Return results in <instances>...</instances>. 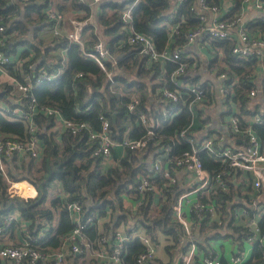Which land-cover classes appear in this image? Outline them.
Instances as JSON below:
<instances>
[{"label":"trees","instance_id":"16d2710c","mask_svg":"<svg viewBox=\"0 0 264 264\" xmlns=\"http://www.w3.org/2000/svg\"><path fill=\"white\" fill-rule=\"evenodd\" d=\"M100 1L98 13L95 15L97 33L94 31V24L83 27V49L89 50L98 40L104 42L116 61L106 66V70L112 73L113 81L109 80L105 70L84 56L81 46L70 40L66 33L55 35L52 32L49 36L40 34L46 27L53 30L54 22L48 20L44 13L48 3H54L61 13L80 7L85 12L81 19L89 17L92 11L90 6L79 0H58L56 3L54 0H0V24L4 25L6 35L3 49L7 50L8 45H25L19 59L21 64L18 67L14 64L8 66L9 73L19 82L30 75L36 83L41 69L49 74H55L62 69V73L55 78L39 82L31 91L36 101L33 123L41 142L39 156H23L19 160L14 155L8 164L11 177L30 180L36 186L38 196L28 200L16 195L7 196L6 183L0 176V226L5 227L4 217L7 213L16 211L29 221L32 245L41 251L59 249L63 245V237L73 226L63 204L78 200L85 214L96 211L98 219L84 231L90 246L88 253L84 256L68 253L66 261L71 260V264H103L95 253L99 242L106 236L110 242L109 235L123 226L144 232L156 244L159 243V236L166 240L163 247L169 254L168 259L163 261L157 258L154 264H183L180 256L185 252V245L180 243V239L186 235L182 225L175 219L172 207L183 189L169 191V187H164L158 202L152 193H147L136 208L132 207V203L126 205V201H135L138 198L135 185L139 174L145 173L149 159L161 154L159 148L171 147L163 160L164 165L190 149V145L179 138L178 134L191 122L192 114L187 105L183 104L187 98L185 95L175 103L164 98L159 91L164 85L173 88L168 82L173 64L149 63L137 45L125 43L126 31L122 26V12L130 8L134 30L151 36L161 49L167 43L184 44V33L199 23L197 12L192 9L196 0ZM220 1L207 0V3L212 5ZM240 1L237 0L235 10H238ZM175 26L178 32L172 33ZM251 28L264 34V20H258ZM208 44L210 50L223 55L220 61L211 64L213 69L217 73L225 72L230 78H238L232 88L235 106L231 108V112L239 122L240 132L236 136L244 140L242 133L251 118L264 108L261 98L252 99L248 94L255 83L256 75L250 74L257 68V59L234 55L230 40L213 38L209 39ZM79 72L82 73L81 76L77 75ZM261 87L264 89V77ZM12 89L7 82L0 83V92H4L0 95V102H4L2 104L11 109L9 119L10 112L0 107V134L23 140L28 136L27 122L13 119L12 110L17 107L27 109L29 99L24 94H13ZM133 97H137L139 101L129 111L127 104ZM211 97L208 90L204 102L211 101ZM41 107L53 108L65 119L87 121L96 130L99 128L98 116L103 113L109 120L110 136L114 141H120L126 130L130 138H139L146 134L147 126L138 119L137 112L152 113L157 119V126L153 130L148 148L131 150L124 147L121 154L113 149L116 165L103 168L101 157L93 154L97 144L95 140H89L85 132L78 136L66 131L60 133L55 116L45 115ZM168 108L170 112L164 113ZM194 130L196 131L195 128ZM253 130L260 138L264 151V124L253 125ZM200 157L204 167L210 171L221 169V163L215 161L212 155L201 153ZM244 179L248 184L251 182L253 188L251 176ZM156 181L160 185L165 179L159 177ZM228 184L231 186L229 193L217 195L219 206L216 216L211 220L209 217L202 218L193 232L197 249L205 254L212 250L214 240L226 239L237 243L235 253H244L242 244L248 229L236 224L233 207L237 202L234 203L232 197L236 186L232 181ZM130 185L133 187L130 188ZM244 197L247 198L248 194ZM232 199L234 204L231 205ZM252 217L253 211H250V218ZM258 225L259 230L264 231V216H261ZM13 226L14 223L8 224L6 229ZM41 228L45 232L39 237ZM253 231L254 235L258 233V229ZM253 247V255L243 264L261 260V245L254 242ZM143 249L138 237L129 240L123 259L125 264H135L137 254ZM65 259L62 264L66 263ZM2 264L15 263L5 261ZM193 264H199L198 256H195Z\"/></svg>","mask_w":264,"mask_h":264},{"label":"built area","instance_id":"2783aa9c","mask_svg":"<svg viewBox=\"0 0 264 264\" xmlns=\"http://www.w3.org/2000/svg\"><path fill=\"white\" fill-rule=\"evenodd\" d=\"M82 2L83 0H79ZM100 0H93L99 2ZM137 1V0H135ZM244 3H251L254 7L264 12V0H242ZM194 9L197 12L199 23L184 33V44H166L164 48L159 49L154 39L144 33L134 30L132 26L131 9L127 8L122 12L123 28L126 31L125 43L137 45L140 53L146 55L149 63L160 62L173 64L168 75V82L173 86H162L159 91L164 98L170 99L177 103L181 100V96L187 98L183 104L187 105L192 114L191 122L183 127L178 134V137L190 145L188 151H184L180 156L174 157L171 162L168 161L165 165L163 160L171 147H161L160 155L154 157L145 166V173L139 174V180L135 185L136 191L139 193L135 199V206L142 203L143 198L147 193H152L156 202L160 199V194L163 188L169 187V191H179L183 189L177 196L173 204V214L175 219L182 225L186 237L180 239V243L185 245V252L180 256L183 264H193L195 256L199 258V264H222L219 257H216L212 250L207 251V254L197 249L193 239V232L197 229L200 221L204 217H209L211 220L218 212V194L229 193V181L237 178L239 173L248 172L251 174L252 185L259 189L264 187V151L260 138L253 130V125L264 124V108L253 115L245 131L242 133L244 140L243 144L223 145L218 144L214 137L204 136L198 138L196 132L193 131L194 113L197 106L204 103L207 98L208 90L210 91V82H198L189 76V68L191 64L192 54L187 53L185 48L191 44H204L207 39H225L232 42L231 51L234 55L243 58H256L257 66L264 60V34H252L246 24L241 21L239 16L227 18L224 16L226 11V0H221L218 4L209 5L207 0H196ZM46 17L54 22L53 30L55 34H60V28L64 22L63 14L57 9L54 3H48L44 9ZM210 13V14H208ZM87 24L84 20H73L71 22L72 29L67 32L66 36L79 44L83 50L85 57L93 60L102 70L106 71L107 77L113 81L112 73L106 70L109 63L114 64L115 58L110 54L108 47L102 40H98L89 49H83L82 29ZM5 29L4 25L0 24V68L14 64L18 67L21 64L20 60H15L6 53L3 49L5 44ZM177 26L173 27L172 33H177ZM207 44V43H206ZM205 44V45H206ZM259 64V65H258ZM164 71V69L162 70ZM257 71V70H256ZM257 73V72H256ZM81 76L82 73L77 74ZM221 84L218 91L222 100L229 101L232 106L235 103L232 99L233 85L238 81V78L228 76L225 72L215 74ZM251 75H255V72ZM56 75L49 74L45 70H40L36 83L33 82L32 76L27 75L24 81L15 79L13 86L20 94H24L29 99L27 109L17 107L12 110L13 119H23L27 122L28 136L23 140L12 139L11 137L0 134V176L6 183L7 196H20L24 200L35 199L38 196L36 186L26 178H12L8 172V164L11 163V158L17 155L18 159L26 155L33 158L39 156L41 151V142L35 133V125L33 123V115L36 110L35 96L31 92L32 89L41 81H50ZM249 96L253 99H262L264 102V89L261 87V82H255L248 91ZM138 98H131L127 104L129 111H132L138 103ZM9 111L8 118L11 119V109L3 108ZM45 115H54L60 118L61 125L64 131L69 132L74 136L80 135L82 132L87 134L89 140L97 142L93 154L100 156L103 168L115 166L116 163L111 162L112 150L117 146L129 148L131 150H145L148 148L150 139L153 135V130L157 126V119L152 113L137 112L138 119L147 126L146 134L139 138L128 137V130L120 141H114L110 136V123L108 118L103 114H99V128L94 129L87 121H72L65 119L61 114L50 107H41ZM169 113V108L164 110V113ZM178 112V110H177ZM176 113V112H175ZM230 132L238 134L239 122L231 112L230 114ZM163 151V152H162ZM201 153H206L213 156V159L221 163V169L210 171L204 167L200 157ZM171 163V164H170ZM182 169L188 176L191 177V182L185 184L177 177L175 170ZM235 176V178H234ZM163 178L165 181L162 184H157V178ZM22 187H17V184H22ZM133 186L130 185V188ZM218 195V196H217ZM245 204V203H240ZM69 217L73 223L72 228L63 237V245L59 249L50 251H41L36 246L32 245V238L24 228L25 241L20 244L0 245V263L5 261H13L15 264H62L66 255L72 253L76 256H84L88 253L90 246L87 242L84 231L88 229L97 218V212L91 211L85 214L82 204L78 200L66 201L64 204ZM238 204L234 205L233 212L236 219L241 218L242 226L248 230L245 236L246 241H254L255 235L252 233L256 230L255 219L250 218V211L247 207ZM18 212L7 213L4 217V225L0 226V232L4 231L8 224L21 223ZM45 229H40L38 236L44 235ZM254 232V231H253ZM142 242L144 249L137 254L135 264H154L156 263L157 244L154 243L149 235L137 229L117 228L112 234L103 237L99 242L95 253L103 264H125L123 261L126 251V243L135 238ZM179 259V258H178ZM244 255L235 253L231 255L230 260L226 264H242ZM252 264H264V256L259 261H254Z\"/></svg>","mask_w":264,"mask_h":264},{"label":"crops","instance_id":"0c3cea01","mask_svg":"<svg viewBox=\"0 0 264 264\" xmlns=\"http://www.w3.org/2000/svg\"><path fill=\"white\" fill-rule=\"evenodd\" d=\"M58 0H54L56 3ZM101 2V1H100ZM100 2H93V0H83L81 3L87 4L91 8V13L89 17L85 18L87 21L86 25L89 24H94L95 25V33H97V21H96V14L98 13L99 10V3ZM237 6V0H226V11H224V16L227 18H232L234 16H239L241 18V21L246 24L248 30L252 34H263L261 31H257L252 29V25L255 24L258 20H264V12L261 11L260 9L254 7L251 3H244L242 0L240 1L238 5V10H235ZM83 11L82 8H72L71 10L66 11L63 14L64 17V22L62 23V26L60 28V34H55L54 30H50L49 27H46L44 30H41L40 34L43 36H49V34L52 32L55 35H61L62 33L69 32L72 29L71 22L73 20H84L81 19V16H83ZM210 14V13H208ZM46 17V15H45ZM47 18V17H46ZM48 19V18H47ZM49 20V19H48ZM47 20V21H48ZM99 33V32H98ZM100 34V33H99ZM99 39H102L99 37ZM207 43V44H206ZM209 39L204 41V44H191L188 45L185 48V51L187 53L192 54L194 57H191V64L189 68V76L194 78L196 81L200 82H210V94H212V99L208 103H212L213 105L216 106V109L214 110L215 118H210L209 115L204 114V109L206 108V105L208 103H203L200 106H197L195 109L194 113V132H196V136L198 138H204V136H212L214 137V140L218 144H231V145H236V146H241L242 140L240 136H232V133L230 132V114H231V108H234L229 101H223L221 98V95L218 91V87L221 84V80L215 75L217 72L215 69H213V65L215 64L216 61H220L222 58V53H216L212 50H210L209 47ZM206 44V45H205ZM8 48L10 51H8ZM25 48V45L22 44H16L15 47H11V45L7 46L6 53H8L13 61L19 60L21 58V53L23 49ZM11 49H14V52H11ZM259 65V64H258ZM11 66V65H9ZM8 67V66H7ZM7 67L0 68V83L2 82H7L10 84V86L13 87L12 93L17 95L20 94L18 91L13 86V83L15 81V77L12 76ZM211 68V69H210ZM257 70V71H256ZM255 72V77L254 81L257 83L261 82L263 77H264V60L260 63L259 66H257ZM62 69L58 70L54 75H58ZM257 72V73H256ZM62 73V72H61ZM4 102H0V107H7L6 104H2ZM2 109V108H1ZM56 122L59 127V132L62 133L64 132V128L61 125L60 118L58 116L55 117ZM235 136L237 138H235ZM116 150L117 154H121L124 151V147L122 146H117L114 148ZM165 154V153H163ZM162 156H167L166 154ZM24 157L26 155H23ZM23 156H21V159H23ZM114 153H112L111 157V162L116 163V158L114 157ZM166 158V157H165ZM152 160L149 159V162ZM175 173L177 177L179 178L180 181L184 182L185 184H189L191 182V177L190 175L183 172L182 169H176ZM247 176H251L250 173L245 172V173H239L237 178L234 176V180L232 179V182L235 184V194L233 197L234 203L237 202V206L243 205L249 209V211H253V217L252 219H255L256 227L258 229V233L255 234V239L254 241H244L242 244L243 252L244 255V262L249 260L251 256L253 255V245L254 242H257L261 245L262 247V257L264 256V231L259 230V225L258 222L261 220V216H264V187L256 189L251 187V182L250 184L244 182L245 179H247ZM252 177V176H251ZM249 188H252L250 190ZM248 194V197L245 198L244 196ZM237 195H241L237 196ZM233 199L231 200L230 204H234ZM132 203V207L134 208L135 201L128 199L126 201V205ZM240 203H245V204H240ZM16 212V211H15ZM20 216V215H18ZM21 223H24V225H20L18 223H14V226L12 228H7L4 231L0 232V245H6V244H20L23 241H25V232L24 228L28 229L29 221L24 219L23 217L20 216ZM242 219H236V224L237 225H242ZM13 223V222H12ZM256 229V230H257ZM255 230V231H256ZM214 246L212 248V252L216 257H219L222 264H226L228 260H230L231 255L235 254V251L237 250V243L232 241L231 239H226L222 241H213ZM164 250V249H163ZM158 251V250H157ZM167 253V252H166ZM166 255H169L168 253ZM160 260L163 257H158ZM66 261V259H65ZM65 263V262H64ZM242 263V264H243ZM65 264H71V260L66 261Z\"/></svg>","mask_w":264,"mask_h":264},{"label":"rangeland","instance_id":"374dc122","mask_svg":"<svg viewBox=\"0 0 264 264\" xmlns=\"http://www.w3.org/2000/svg\"><path fill=\"white\" fill-rule=\"evenodd\" d=\"M216 109V106L215 105H213L211 102L210 103H208L207 105H206V108L204 109V114H207V115H209L210 116V118H215V114H214V110ZM40 160H38V162H39ZM22 185H24V183H22V184H17L16 186L17 187H22ZM163 243L165 244L166 243V240H164L163 239V237H160L159 236V243H157V249H158V251H156V254H157V258L158 257H163V258H161V260H163V261H166L167 259H168V256L169 255H166L167 253H166V251H165V249H164V245H163ZM164 249V250H163ZM159 259V258H158Z\"/></svg>","mask_w":264,"mask_h":264},{"label":"water","instance_id":"95a60500","mask_svg":"<svg viewBox=\"0 0 264 264\" xmlns=\"http://www.w3.org/2000/svg\"><path fill=\"white\" fill-rule=\"evenodd\" d=\"M4 94V92L2 91V92H0V95H3Z\"/></svg>","mask_w":264,"mask_h":264}]
</instances>
